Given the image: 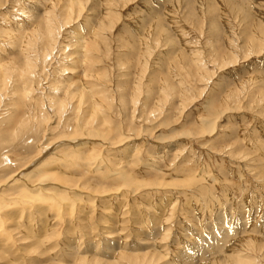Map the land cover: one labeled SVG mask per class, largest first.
I'll return each mask as SVG.
<instances>
[{"label":"rangeland","instance_id":"rangeland-1","mask_svg":"<svg viewBox=\"0 0 264 264\" xmlns=\"http://www.w3.org/2000/svg\"><path fill=\"white\" fill-rule=\"evenodd\" d=\"M60 1L0 0V61L15 70L0 92V186L55 153L42 175L82 192L74 203L66 185L45 187V201L2 192L0 264H264V0H74L82 17L61 24L59 47L85 31L95 75L84 83L102 108L92 120L108 134L79 158L69 139L43 155L47 140L77 130L71 110L43 111L47 13L62 22L73 0ZM51 57L54 87L83 81Z\"/></svg>","mask_w":264,"mask_h":264},{"label":"bare ground","instance_id":"bare-ground-1","mask_svg":"<svg viewBox=\"0 0 264 264\" xmlns=\"http://www.w3.org/2000/svg\"><path fill=\"white\" fill-rule=\"evenodd\" d=\"M57 1V0H56ZM60 1V0H58ZM67 1V0H66ZM61 2V1H60ZM59 2V3H60ZM64 2V0H63ZM41 3V2H40ZM53 3V2H52ZM55 3V2H54ZM54 3H53V6H54ZM62 5V4H60ZM75 5H78V4H75L74 0L73 1H67L65 2L64 5H62L64 9H66L67 11V14L64 15V17L61 18L62 23L60 21V19L58 17H56L55 15L53 14H48L47 16V24H46V28L43 29L45 32V40L47 41V46H44L46 47L45 50H44V53L41 55L43 58H44V70L47 71L49 73V75H45L44 74V78L42 79L38 74V76L44 80V79H47L48 80V83H43L42 82V85L41 89H49L47 94H49L48 96L45 97L46 95V92L44 93V97L46 98L45 101V104L48 103L49 106H46V108L43 109L45 115H48L50 116V113H53L54 115L58 116V117H62L65 115H67V113L69 112V110H71V113L74 115V116H77L76 119H75V128L77 130H75V134H74V137L72 138H68L67 136H60V138H58V140H47V143H46V146L43 148L44 149V152H43V155L46 153V151H48L49 149H51L52 146L56 145L58 142L61 143V141H64L66 140L67 142V139L70 140V142L68 143V145L72 146L73 145V148L71 149L72 152L75 154V156L77 155V158L81 157L80 155H83V153H85V151L87 150L88 146L92 144L91 140L93 139H96L97 137L98 138H105V137H108V134L107 131L106 133L103 131V126H101L102 124H106V120L103 121L102 123H99L97 124L94 120H92L93 116L96 115V113H99L101 110L99 108H101V106L97 103H95V100L97 98V93L99 91H96L94 90L93 87L94 84L92 83H88V82H85L84 83V78H87V77H90V76H93L95 75V72L93 75H91L89 73V70H90V67L88 66L89 63H91L92 61H94V58L93 56L91 55V51L93 49V46L92 44L87 40L86 38V34L82 31V28H77L73 34L72 37H70V34H67V40L70 41L71 45L67 43V46L68 47H65V49L61 46H60V36L62 35H59L61 33L62 30H65L62 28V30L60 31L59 29H61V24H64V25H69L71 24L72 22L75 21V18L77 17V19H80L82 17V13L80 12L78 14V16H74L73 17V11L74 8H77L75 7ZM80 6V5H79ZM56 7V6H55ZM57 9V8H56ZM79 10V9H78ZM38 17V16H37ZM43 17V16H42ZM37 19V18H36ZM41 19V18H40ZM44 19V18H43ZM46 19V18H45ZM87 19V18H86ZM45 21V20H43ZM42 21V22H43ZM79 21V20H78ZM91 20L87 19L86 20V25L88 28H92V26L90 27L89 24H91L90 22ZM77 24V22H76ZM141 25V24H140ZM45 26V25H44ZM43 26V27H44ZM85 26V25H84ZM19 28V27H18ZM27 29V28H26ZM86 29V28H85ZM6 31V30H5ZM25 28H23L22 26V29H18L17 31H15V35L16 36H13L11 37V39H13L14 37L17 38L16 41L19 43V41H23V38H24V34H25ZM42 31V32H44ZM90 31V30H89ZM39 32V31H38ZM41 32V31H40ZM35 34V33H34ZM40 34V33H39ZM44 34V33H43ZM8 35V34H7ZM36 36H39L36 34ZM43 37V36H42ZM41 38V36L39 37ZM43 40V39H42ZM14 40H12L13 42ZM35 41V40H34ZM17 42H15L17 44ZM29 43V42H28ZM41 43V42H40ZM30 44H31V41H30ZM35 44V43H34ZM27 46L29 44H26ZM32 47H33V44L30 45L29 49L32 50ZM38 49H39V46H37ZM69 47L72 49V50H69ZM69 50V51H68ZM34 51V49H33ZM68 51V52H67ZM93 52V51H92ZM37 55V54H36ZM50 55L52 56L51 58V65L54 66L56 64L57 65V69H61V71L64 72L63 69H66L67 71H71V73H79V74H82V78H83V81H75L74 78L71 77V79L68 81L69 84H67L68 86H61L60 84V80L58 79L57 82H56V86L54 87L53 86V82H55V80H52L50 78V75L52 76L51 74V70L49 68V64H50ZM30 56V55H29ZM39 56V54H38ZM28 58V57H26ZM34 58V56H33ZM31 58V60L33 59ZM60 58V61H57L58 59ZM39 60H41V57H36V62H38ZM70 60L72 61V63L70 62ZM29 61V60H28ZM27 62V61H26ZM32 62V61H31ZM1 61H0V68L3 67V65H1ZM29 62H27V65H28ZM30 64V63H29ZM32 64L34 65L35 63L32 62ZM66 64H71L72 65V68H70L71 70L68 69V67H65L64 65ZM5 65V64H4ZM32 65V66H33ZM40 66H41V63H40ZM40 66L38 68H40ZM8 67V66H7ZM32 68V67H31ZM42 68V66H41ZM40 68V70H41ZM26 69V68H25ZM29 69V68H27ZM53 69V68H51ZM56 69V68H54ZM2 70H4V74H3V77L2 79H0V92H3L5 90V88H7L8 86V83L12 80V76H13V72H15V70H10V68L8 67L7 68H4L3 69H0V71L2 72ZM29 70H32V69H29ZM38 70V69H37ZM65 70V71H66ZM21 71V69H20ZM23 72V71H21ZM28 72V71H27ZM33 72V71H32ZM23 73H26V71H24ZM34 73V72H33ZM41 73V72H40ZM92 73H93V70H92ZM17 74V73H16ZM19 74V73H18ZM17 74V75H18ZM29 74V73H28ZM35 74H36V71H35ZM2 75V74H1ZM21 75V74H20ZM16 76V75H15ZM19 76V75H18ZM25 75H21L22 78H24ZM26 76H29V75H26ZM54 76V75H53ZM46 77V78H45ZM34 78V77H33ZM60 78V76H59ZM25 79H27L25 77ZM36 79V78H35ZM78 79V78H76ZM88 79V78H87ZM28 80V79H27ZM32 80V79H31ZM24 81V80H23ZM41 81V80H40ZM45 81V80H44ZM59 81V82H58ZM30 82V81H29ZM34 82V81H33ZM25 83V81H24ZM60 84V85H58ZM64 84V85H65ZM48 85V88L45 87ZM34 86H37V85H34ZM32 87V86H31ZM30 87V88H31ZM11 88V86H10ZM38 88V87H37ZM23 90V89H22ZM30 90V89H29ZM39 90V89H38ZM19 91V90H18ZM31 92V91H30ZM63 93L64 94V99L61 98L60 96V93ZM1 96V95H0ZM43 97V98H44ZM1 98V97H0ZM105 99V97H104ZM100 106V107H99ZM105 107V106H104ZM47 109H50L51 111L49 112ZM102 109V108H101ZM37 113V112H36ZM70 113V114H71ZM102 113H104L102 111ZM52 116V115H51ZM53 117V116H52ZM101 117V116H100ZM105 117V116H104ZM94 119V118H93ZM101 127H99V126ZM210 130V129H209ZM214 133V132H213ZM48 134V133H47ZM70 136V135H69ZM72 136V135H71ZM44 139V138H43ZM108 139V138H107ZM137 139V138H136ZM68 140V141H69ZM105 140V139H104ZM131 140V139H130ZM98 142V140H97ZM113 143V142H112ZM102 144V143H101ZM130 143H127V147H125V151L126 152H130L133 150V147L134 146H131L129 145ZM58 145V144H57ZM61 145V144H60ZM91 147V146H90ZM52 150V149H51ZM68 153V152H67ZM80 154V155H79ZM87 154V153H86ZM50 155V154H49ZM53 155V154H52ZM52 155H50L48 158H43V160L41 158H38L37 160L39 161H36L34 164L32 163V165L27 168V170H23V171H20V172H17L16 174H13L10 179H8V181L10 180L11 183H5L4 185L0 186V198L3 197L5 194L2 193L6 190H9L10 188L13 189V188H25L27 191L29 190V194L31 196V200H48V199H51L53 196L52 194L49 193V190L51 189H46L45 187H52L54 188L55 190L57 189V185H59V189L62 187L61 185H66L68 180L67 181H64L61 178H57L53 175H47L49 177L46 176H43L42 173L44 170L47 169V167L49 168V163H56L55 161L57 162H60L61 160H57L55 159V153H54V157L53 158H50ZM124 155V154H123ZM68 156V159L69 158H72L73 154L70 153V154H67ZM66 156V157H67ZM86 157V156H85ZM50 158V159H49ZM41 159V160H40ZM55 160V161H54ZM108 162V161H107ZM62 163V162H61ZM64 163V162H63ZM74 163V162H73ZM58 164V163H57ZM100 164V163H99ZM107 164V163H106ZM113 165V164H112ZM80 166V165H79ZM94 166V165H93ZM111 166V165H110ZM151 166V165H150ZM102 167V166H101ZM112 167H115V165H113ZM51 168V167H50ZM96 170L97 171H100L101 168L99 169L98 167H96ZM48 171V170H46ZM95 171V170H94ZM113 171V170H112ZM46 173V172H45ZM112 174V175H111ZM110 175L111 176H122L124 174V171H118L117 169L114 168V174L111 173ZM126 174V173H125ZM124 174V175H125ZM45 175V174H44ZM123 175V176H124ZM128 175V174H127ZM118 178V177H117ZM121 178V177H120ZM119 178V179H120ZM29 179L30 181H35V179L37 181H39V184L38 186H34L35 189H33V185L32 187L29 186V182L27 184H22V180H26V181H29L27 180ZM34 179V180H33ZM47 179L53 181V182H56L55 184L51 183V185H48V184H45V182H47ZM123 179V182L124 183H128V182H132L131 179L127 178L126 176H124ZM25 181V183H26ZM7 182V180L5 181ZM21 182V183H20ZM36 182V181H35ZM20 183V184H19ZM172 183V182H171ZM146 184V183H145ZM19 185V187H17ZM77 184H74V186H76ZM140 185V184H139ZM144 185V184H143ZM150 185V184H149ZM157 185V184H156ZM156 185L154 187H156ZM162 186L164 184H158V186ZM56 186V187H54ZM78 186V185H77ZM73 189L67 187V185L64 187V190H62V193L64 194L63 197L64 200H71L70 202H77L79 200V198L77 197L76 199V195L74 194H78L79 192H82V190H80L79 187H77ZM148 186V184H147ZM167 186V185H166ZM171 187V185H168ZM119 187V186H118ZM165 187V186H164ZM183 188V186H182ZM65 189H68V190H65ZM61 190V189H60ZM72 191L71 193H73V191H75L73 193L74 197L72 199V196H70V192L69 191ZM57 192V191H56ZM56 194V193H55ZM79 196V195H78ZM30 198V197H29ZM3 199V198H2ZM5 199V197H4ZM3 199V200H4ZM16 200H18L17 198H15ZM14 200V199H13ZM2 201V200H1ZM12 201V200H11ZM15 201V200H14ZM21 201V200H20ZM26 201V200H25ZM23 201V202H25ZM52 201V200H51ZM3 202H6V199L5 201ZM16 202V201H15ZM22 202V201H21ZM22 202V203H23ZM28 202V201H27ZM35 202V201H33ZM73 202V203H74ZM10 203V201L8 202ZM12 203V202H11ZM18 204V203H16ZM27 204V203H25ZM76 204V203H75ZM34 206V205H33ZM7 205L6 203L2 204L1 209L3 208H6ZM11 209V208H10ZM74 209V208H73ZM16 210V209H15ZM71 213V212H70ZM1 227V226H0ZM229 235V234H228ZM217 239V238H216ZM217 247V246H216Z\"/></svg>","mask_w":264,"mask_h":264}]
</instances>
